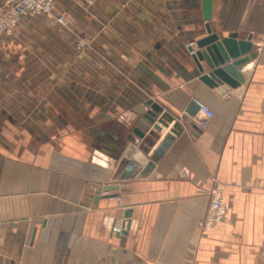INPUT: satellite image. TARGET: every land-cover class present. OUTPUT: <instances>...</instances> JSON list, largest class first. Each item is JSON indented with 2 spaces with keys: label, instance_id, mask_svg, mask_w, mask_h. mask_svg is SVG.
I'll use <instances>...</instances> for the list:
<instances>
[{
  "label": "crops",
  "instance_id": "crops-1",
  "mask_svg": "<svg viewBox=\"0 0 264 264\" xmlns=\"http://www.w3.org/2000/svg\"><path fill=\"white\" fill-rule=\"evenodd\" d=\"M54 6L69 27L27 16L0 38V264H263L264 0ZM231 34L257 57L221 93L194 53ZM164 113L179 134L146 121ZM217 190L226 218L203 231Z\"/></svg>",
  "mask_w": 264,
  "mask_h": 264
},
{
  "label": "water",
  "instance_id": "water-1",
  "mask_svg": "<svg viewBox=\"0 0 264 264\" xmlns=\"http://www.w3.org/2000/svg\"><path fill=\"white\" fill-rule=\"evenodd\" d=\"M207 19H209L210 11L206 10ZM199 50L194 53V59L200 69L201 80L210 87H223L221 93L230 89H237L245 82L243 68L252 59L257 57V53H253V45L250 40H239L236 34H231L227 38H219L217 35H210L208 38L201 40L198 43ZM193 50V49H192ZM203 61L207 62L208 70L206 71ZM200 111V106L196 101L190 105L188 113L191 116H196ZM156 117L150 115L146 117V121L153 125L157 131L163 130L164 126H169V123L175 122L173 133L179 134L182 130V123L176 121V118L169 113H164L156 121ZM172 142V136L167 137L160 146L157 154L162 155ZM99 189V188H98ZM116 185L104 187V191L108 192L116 190ZM96 202L98 199H95ZM132 211L128 210L125 213L126 218H130Z\"/></svg>",
  "mask_w": 264,
  "mask_h": 264
},
{
  "label": "built area",
  "instance_id": "built-area-1",
  "mask_svg": "<svg viewBox=\"0 0 264 264\" xmlns=\"http://www.w3.org/2000/svg\"><path fill=\"white\" fill-rule=\"evenodd\" d=\"M56 0H5L0 5V38L13 35L18 24L27 16H47L55 17L57 22L63 27H69L71 20L65 15H55ZM80 45H85L80 42ZM194 53V43L188 44ZM200 111L208 118H213L214 113L203 103L197 102ZM227 209L224 204L222 191L217 190L212 194L210 206L204 220L200 222L203 231H209L219 225L225 218ZM262 263L264 264V242Z\"/></svg>",
  "mask_w": 264,
  "mask_h": 264
},
{
  "label": "rangeland",
  "instance_id": "rangeland-1",
  "mask_svg": "<svg viewBox=\"0 0 264 264\" xmlns=\"http://www.w3.org/2000/svg\"><path fill=\"white\" fill-rule=\"evenodd\" d=\"M66 16H67V15H66ZM67 17H68V16H67ZM80 42H83V41H78V46L81 47V48L84 47L85 45H80Z\"/></svg>",
  "mask_w": 264,
  "mask_h": 264
}]
</instances>
